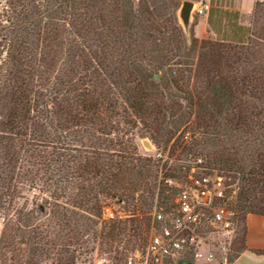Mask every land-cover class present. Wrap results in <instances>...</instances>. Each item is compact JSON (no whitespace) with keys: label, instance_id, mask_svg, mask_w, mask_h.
Instances as JSON below:
<instances>
[{"label":"trees","instance_id":"trees-1","mask_svg":"<svg viewBox=\"0 0 264 264\" xmlns=\"http://www.w3.org/2000/svg\"><path fill=\"white\" fill-rule=\"evenodd\" d=\"M180 1L17 0L0 23V210L22 197L23 180L51 200L39 223L29 209L4 225L0 264H40L49 249L53 264H76L95 248L89 232L114 263L144 247L151 206L171 205L174 192L122 123L171 143L176 162L162 165L164 177L187 173L184 157L226 179L237 212L228 264L246 248L247 215L264 217V1L248 45L193 31L188 41L174 24ZM105 196L128 203L127 213L96 231Z\"/></svg>","mask_w":264,"mask_h":264},{"label":"built area","instance_id":"built-area-1","mask_svg":"<svg viewBox=\"0 0 264 264\" xmlns=\"http://www.w3.org/2000/svg\"><path fill=\"white\" fill-rule=\"evenodd\" d=\"M16 1L0 0V23L10 17ZM207 9L208 5L201 3L196 14L201 15ZM7 52V45L0 38V75ZM184 138L189 139L188 132ZM153 156L162 158L160 152ZM201 163V158H197L181 181L161 177L177 192L169 207L154 205L147 240L141 250L117 263L100 257L97 264H228L237 212L229 204L226 179L216 173H205ZM121 217L112 205H103L102 220L109 222Z\"/></svg>","mask_w":264,"mask_h":264},{"label":"rangeland","instance_id":"rangeland-1","mask_svg":"<svg viewBox=\"0 0 264 264\" xmlns=\"http://www.w3.org/2000/svg\"><path fill=\"white\" fill-rule=\"evenodd\" d=\"M181 1L179 3V6L181 4ZM193 1H195L196 5H195L194 13H193V20H192V24H191V32L193 31V34H194L195 38H197V40H202V39L203 40H213V41L224 42L226 44H233V45H248V44H250L249 43L250 40L254 37V36H252V32L255 31V29L252 28V19H253L252 10H253L254 5H253L252 10H251V12L249 13V16H248L249 22H250V31H249L248 38L245 41H243V42H231V41L222 40L220 37H217V38L211 37V35H209L207 33H204L201 30L202 29L201 28V15H203V14H201V15L196 14V7H198L201 4L200 3L201 0H193ZM178 8H177V10H178ZM167 12H168L167 13L168 16H170L171 12L169 13V10ZM176 17H177V11H176ZM261 23H262V20H259L254 25V26H256V31H258L256 33H259V31H260V27L259 26L261 25ZM174 24H175L176 27H178V29L183 31V29L181 27V24H180V22L178 20V17H177V21L174 22ZM121 125L123 127H126V130L128 131V135L125 136V140L127 141L128 139H132L133 142L135 143V145L138 147L139 153L141 155H143L144 157L151 158L153 160V162H158L159 166L158 167H154V170L158 168L157 178H158V181H159V179L161 180V177L162 176L164 177V173L166 172V169H163L162 165L166 164V167L168 168L171 165H174L175 162H176L174 160V157H170L169 156L170 155L169 153H170V145H171V143L167 147H165L163 144H160V145L155 144L153 139L149 136L148 133L145 132V129L139 123H137L135 126L125 125L124 123H122ZM186 131L188 132L189 137H190L191 136V131L189 129H186ZM173 141H174V139H173ZM150 146H152V148L149 149ZM156 152H160L162 154V158H158L156 156H153V155H155ZM163 158L166 159V160L164 161ZM180 161L183 162V163H186L187 165H192L193 164L192 160L184 161V157H182V160H180ZM185 176H186V170L183 169L182 171L178 172V174H177V176L175 178H177L178 181H181ZM36 184L37 183H30V182H28L26 180H23V184H21L22 197L18 198V201L16 200L17 202L14 204L13 208H11V206H10L11 210L10 209L9 210H6V209L5 210H0V238H1V233H2V230H3V227H4L5 224H7V225L8 224H18V213L17 212L19 210H24L25 211V210L32 209L34 211V213H35L34 215H37L38 217L40 216V218L37 219L34 222L33 225H35V224H37L40 221L45 219L44 216H43V212L39 209V205L44 204L45 200H50L49 192H47L45 190H42ZM166 187H169V186L166 185ZM228 189H229V186H228ZM172 190H173L174 193L169 195L170 196V198H169L170 200L171 199L173 200L174 195L177 192L173 188H172ZM101 200H102L101 209H102L104 204H110V205H112L115 208V210L117 212H120V214H122V217L126 216V213H127L126 209L128 207L127 206L128 205L127 202H126L127 204L125 205V202L122 203V202L117 201L115 198H110V197H106V196L105 197H101ZM61 201H64V200H61ZM155 204H157V206H159V203H154L151 206V209H150L149 213L152 211V209H153ZM165 207L167 208V207H169V205L165 206ZM48 211H49V205H46V212H48ZM103 222L105 223V221L102 220V218H101L100 222L96 226H94V229L96 231H99L102 228V226H103ZM145 237H146L145 239L147 240V234H145ZM86 239L90 240V242L88 243L89 248H92V247H95V248H94V250L89 251V253H86V254L80 256L76 260V264H97V262L100 259V257H106V256H104V254H101L100 251H98V242H94V239L92 238L91 232H89L88 234H86L84 236V240H86ZM1 244H2V242L0 241V245ZM22 247H24L23 248L24 252L22 251V256H23L24 260L28 259L29 251L26 250V246H22ZM139 250H141V249H139ZM53 255H54V252H53L52 249H49L48 252H46V254H43L41 256L39 255L40 256V258H39L40 264H53V259L51 258ZM6 257H9V254H6L5 258ZM25 261L22 262L21 264H25L26 263ZM7 264H19V263L8 261Z\"/></svg>","mask_w":264,"mask_h":264},{"label":"crops","instance_id":"crops-1","mask_svg":"<svg viewBox=\"0 0 264 264\" xmlns=\"http://www.w3.org/2000/svg\"><path fill=\"white\" fill-rule=\"evenodd\" d=\"M257 0H201L208 9L201 15V30L211 37L243 42L250 31L249 13ZM264 1V0H259ZM246 248L233 264H264V217L249 213L246 217Z\"/></svg>","mask_w":264,"mask_h":264},{"label":"water","instance_id":"water-1","mask_svg":"<svg viewBox=\"0 0 264 264\" xmlns=\"http://www.w3.org/2000/svg\"><path fill=\"white\" fill-rule=\"evenodd\" d=\"M195 5L196 3L193 0H182L177 10L178 20L188 41H190L191 39V24L193 20ZM150 148H152V146H150L149 149ZM181 264L188 263L183 262Z\"/></svg>","mask_w":264,"mask_h":264}]
</instances>
